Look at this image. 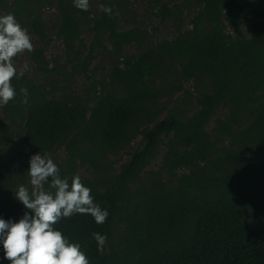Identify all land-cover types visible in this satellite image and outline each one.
Returning a JSON list of instances; mask_svg holds the SVG:
<instances>
[{
	"label": "trees",
	"instance_id": "trees-1",
	"mask_svg": "<svg viewBox=\"0 0 264 264\" xmlns=\"http://www.w3.org/2000/svg\"><path fill=\"white\" fill-rule=\"evenodd\" d=\"M155 1L161 21L172 16L167 2ZM183 1L197 6L189 27L147 43L140 29H121L118 0L101 2L111 14L80 10L74 0H0L1 13L41 39V10L54 6L69 61L90 80L78 93L52 83L62 67H51L42 47L31 57L47 84L27 74L12 79L16 97L1 106L0 218L32 215L15 194L20 185L31 193L29 160L39 153L69 184L78 175L108 212L103 224L74 214L53 226L80 244L89 264H264V0ZM83 25L93 38L80 56ZM132 44L138 52L122 54ZM107 52L115 58L103 82L89 66ZM181 91L185 96L174 99ZM193 99L197 108L188 113ZM219 110L224 114L215 118ZM138 135L116 167L111 155ZM48 180L44 190L54 192ZM94 232L107 238L102 253ZM0 264H10L2 245Z\"/></svg>",
	"mask_w": 264,
	"mask_h": 264
},
{
	"label": "clouds",
	"instance_id": "clouds-1",
	"mask_svg": "<svg viewBox=\"0 0 264 264\" xmlns=\"http://www.w3.org/2000/svg\"><path fill=\"white\" fill-rule=\"evenodd\" d=\"M74 6L87 11L89 0H74ZM101 10L111 14V7L101 6ZM33 45L25 29L11 13L0 15V106L15 99L16 91L11 81L22 76L28 70L25 64L19 72L13 63L14 58L24 51L31 52ZM27 103V89L21 88ZM28 175L32 186L20 185L15 197L29 212L13 222L0 218V245L4 249V257L10 264H89L79 243H71L53 226L61 218H69L74 214H89L97 224H103L107 210L94 203L90 188L84 186L78 175L61 178L59 168L52 159L34 154L29 160ZM54 192L44 190L49 183ZM93 239L98 251L104 250L106 236L94 232Z\"/></svg>",
	"mask_w": 264,
	"mask_h": 264
},
{
	"label": "rangeland",
	"instance_id": "rangeland-1",
	"mask_svg": "<svg viewBox=\"0 0 264 264\" xmlns=\"http://www.w3.org/2000/svg\"><path fill=\"white\" fill-rule=\"evenodd\" d=\"M103 0H89V8L91 12H98L101 7V2ZM117 1V0H114ZM167 2L168 7L171 8L173 14L169 16L165 21H161L157 13L159 12V4L155 0H118L117 8V18L119 25L122 30H128L130 28L136 27L140 29L143 42L156 43L161 39H173L179 31H183L190 25V19L194 16L197 11V6L194 3H187L183 0H160V2ZM6 13H1L0 15H5ZM42 20L45 25V38L41 39L32 30L21 25L23 29L28 33L31 43L33 45V50L38 47L44 48L45 56L47 60H50V66L62 67V74L57 76L54 75L51 79L52 83L60 86H69L71 91L74 92H85L87 87H89L90 80L87 79L80 69H73L72 60L74 58L72 55H67L65 51V46L62 43L61 37L58 35V28L60 23V16L54 6L47 5L41 10ZM241 26L245 34L250 32V23L247 20L241 21ZM230 30V29H228ZM93 38V32L91 29L83 25L82 26V43L81 50L83 56L87 53L88 47L91 44ZM110 47V46H109ZM32 50V51H33ZM31 51V52H32ZM31 52L24 51L23 53L17 55L13 63L17 68V71L27 64L28 70L24 72L30 78L37 82L46 83L50 80V77H46L45 74L39 72L34 64L31 57ZM138 52L137 44H132L124 47L122 49V54H135ZM115 56L110 53H99L90 64V68H95V78L105 82L112 67V60ZM50 88V86H48ZM183 89L190 90L196 94V90L193 87L192 82H183ZM61 91V90H60ZM60 93L57 94L59 96ZM184 95L183 91L177 93L174 99L181 98ZM188 113H191L197 108V104L194 99L191 104H185ZM224 114L223 110L217 112V117H222ZM166 112L161 116L164 117ZM4 115L0 106V120H3ZM209 124L211 127L214 123V119ZM141 140V135H138L130 146L124 147L118 154L111 155V160L115 163L116 167L124 163L129 157V153L138 146ZM58 154L62 155V150H58ZM158 158L154 161V167L156 168L160 162V157L162 150L159 151ZM79 173L83 176H89L90 171L86 167H79Z\"/></svg>",
	"mask_w": 264,
	"mask_h": 264
}]
</instances>
